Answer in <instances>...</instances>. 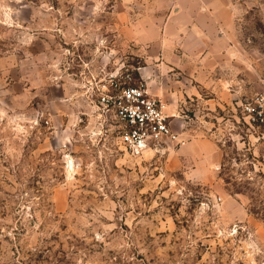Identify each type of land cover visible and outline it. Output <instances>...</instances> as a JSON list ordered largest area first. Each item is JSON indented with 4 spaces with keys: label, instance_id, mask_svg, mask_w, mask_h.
<instances>
[{
    "label": "rangeland",
    "instance_id": "1",
    "mask_svg": "<svg viewBox=\"0 0 264 264\" xmlns=\"http://www.w3.org/2000/svg\"><path fill=\"white\" fill-rule=\"evenodd\" d=\"M152 1L0 0V264H264V127L241 110L264 96V0H232L231 65L135 156L84 89L145 66L118 11Z\"/></svg>",
    "mask_w": 264,
    "mask_h": 264
},
{
    "label": "crops",
    "instance_id": "2",
    "mask_svg": "<svg viewBox=\"0 0 264 264\" xmlns=\"http://www.w3.org/2000/svg\"><path fill=\"white\" fill-rule=\"evenodd\" d=\"M232 6V0H153L146 6L118 11L117 41L125 48L132 46L145 61L139 76L152 96L166 102L169 116L178 113V104L187 96L198 95V87L215 84L211 74L221 63L231 65ZM176 121L173 128L179 132ZM190 147L215 158L210 142L191 144L185 150L191 151Z\"/></svg>",
    "mask_w": 264,
    "mask_h": 264
},
{
    "label": "built area",
    "instance_id": "3",
    "mask_svg": "<svg viewBox=\"0 0 264 264\" xmlns=\"http://www.w3.org/2000/svg\"><path fill=\"white\" fill-rule=\"evenodd\" d=\"M109 76L111 91L102 81L96 83V80L95 84L92 81L86 83L84 89L87 100L95 109L93 117L106 133L116 132L121 144L135 156L151 149L161 152L165 144L178 140L165 104L148 92L142 79L135 80L132 71L123 74L120 79L123 84L117 81V75ZM241 110L250 125L264 127L263 95L242 102ZM114 125L118 129L111 131Z\"/></svg>",
    "mask_w": 264,
    "mask_h": 264
},
{
    "label": "trees",
    "instance_id": "4",
    "mask_svg": "<svg viewBox=\"0 0 264 264\" xmlns=\"http://www.w3.org/2000/svg\"><path fill=\"white\" fill-rule=\"evenodd\" d=\"M133 75H134L135 78H137V79L139 78L138 77V73L136 71L133 72Z\"/></svg>",
    "mask_w": 264,
    "mask_h": 264
}]
</instances>
